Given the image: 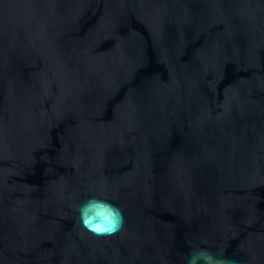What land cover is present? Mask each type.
I'll list each match as a JSON object with an SVG mask.
<instances>
[{
  "label": "water",
  "instance_id": "1",
  "mask_svg": "<svg viewBox=\"0 0 264 264\" xmlns=\"http://www.w3.org/2000/svg\"><path fill=\"white\" fill-rule=\"evenodd\" d=\"M193 247L264 264V0H0V264Z\"/></svg>",
  "mask_w": 264,
  "mask_h": 264
},
{
  "label": "clouds",
  "instance_id": "2",
  "mask_svg": "<svg viewBox=\"0 0 264 264\" xmlns=\"http://www.w3.org/2000/svg\"><path fill=\"white\" fill-rule=\"evenodd\" d=\"M81 226L97 236L114 235L123 228V213L121 209L105 199L90 197L78 206ZM186 264H236L223 254L213 255L211 251L196 248L187 255Z\"/></svg>",
  "mask_w": 264,
  "mask_h": 264
}]
</instances>
